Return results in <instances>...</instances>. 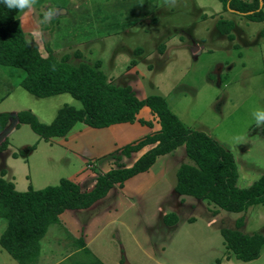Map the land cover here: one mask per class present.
<instances>
[{
  "label": "rangeland",
  "instance_id": "1",
  "mask_svg": "<svg viewBox=\"0 0 264 264\" xmlns=\"http://www.w3.org/2000/svg\"><path fill=\"white\" fill-rule=\"evenodd\" d=\"M19 17L44 56L68 54L91 65L101 60L114 84L131 86L140 98L164 96L188 128L232 151L237 186L248 187L264 175V125L252 117L264 110V21L224 10L219 0H33ZM219 19L234 22L230 33L219 31ZM25 75L23 68L0 64V113L31 110L50 123L65 104L82 108L69 93L28 92L21 86ZM152 114L143 107L139 116L154 127L135 121L94 128L78 122L66 136L50 140L21 123L0 154V174L5 170L20 191L56 185L61 178L90 189L98 174L119 163L111 158L115 150L160 128ZM29 146L35 149L23 153ZM146 149L124 158V164ZM192 162L182 145L91 207L64 211L41 239L37 264L88 261L92 255L106 264H264V247L258 258L243 261L231 256L222 234L223 228H237L240 218L243 232L264 231V204L233 212L178 194L176 171ZM166 213L177 214L178 222L166 224ZM5 227L0 218V235ZM80 237L92 253L81 249L70 256ZM0 264L19 263L0 245Z\"/></svg>",
  "mask_w": 264,
  "mask_h": 264
},
{
  "label": "trees",
  "instance_id": "2",
  "mask_svg": "<svg viewBox=\"0 0 264 264\" xmlns=\"http://www.w3.org/2000/svg\"><path fill=\"white\" fill-rule=\"evenodd\" d=\"M224 10L245 15L252 21H264V0H219ZM21 10L8 9L0 3V64L23 68L26 72L21 86L28 92L48 97L69 93L82 102V108L65 104L50 123L42 122L31 110H21L15 115L16 126L27 123L41 139L66 136L78 123L94 128L117 123L147 124L154 127L152 120L138 117L141 109L149 107L160 124L159 129L129 142L115 150V167L95 177L92 188L87 189L69 178H61L56 185L41 189L30 187L25 191L15 188L14 182L0 174V218L6 227L0 235V245L19 264H37L41 253V239L49 226L61 222L60 215L66 210L91 207L104 198L116 185L142 172L148 171L161 155L174 152L185 145L186 153L193 161L181 164L176 171L175 190L180 195L207 200L217 207L233 212H243L253 205L264 204V175L248 187H239L236 159L232 151L217 139L201 130L188 128L173 112L167 99L160 94H149L140 98L129 85L114 84L102 69L101 60L94 64L76 63L68 54L58 58L52 51L44 56L36 43L24 31ZM217 28L227 34L234 27L232 20L219 19ZM264 35V28L262 31ZM231 37V36H230ZM141 50L140 47L137 49ZM12 113H0V134L10 125ZM9 145L6 136L0 143V154ZM147 148L132 164H124ZM35 149L29 146L23 153ZM179 220L175 213H166L164 221L174 225ZM237 228H223L224 243L232 257L243 261L256 259L264 247V231L249 234ZM77 248L92 253L84 239L77 240ZM70 258V257H69ZM60 264H106L96 255L88 261L71 260Z\"/></svg>",
  "mask_w": 264,
  "mask_h": 264
},
{
  "label": "clouds",
  "instance_id": "3",
  "mask_svg": "<svg viewBox=\"0 0 264 264\" xmlns=\"http://www.w3.org/2000/svg\"><path fill=\"white\" fill-rule=\"evenodd\" d=\"M0 3H3L4 6L8 9H17L23 10L31 8L33 0H0ZM51 16V13H45V19H48ZM252 117L257 126L264 125V110H256L252 113ZM9 136V135H8Z\"/></svg>",
  "mask_w": 264,
  "mask_h": 264
},
{
  "label": "water",
  "instance_id": "4",
  "mask_svg": "<svg viewBox=\"0 0 264 264\" xmlns=\"http://www.w3.org/2000/svg\"><path fill=\"white\" fill-rule=\"evenodd\" d=\"M12 119H14V118H12ZM17 121H18V120H17V117H16V115H15V122H14V124L8 126V127L5 129V131H3V132L0 134V143L3 141V139H4L6 136L9 135V133H11V131H13V130L15 129V126H16ZM127 264H129V263H127Z\"/></svg>",
  "mask_w": 264,
  "mask_h": 264
},
{
  "label": "crops",
  "instance_id": "5",
  "mask_svg": "<svg viewBox=\"0 0 264 264\" xmlns=\"http://www.w3.org/2000/svg\"><path fill=\"white\" fill-rule=\"evenodd\" d=\"M145 107H147V106H145ZM148 108H149V107H148ZM141 110H142V109H141ZM149 110H150V108H149ZM150 111H151V110H150ZM138 116H139V114H138ZM139 117H140V116H139ZM152 117L155 118L154 114H152ZM142 153H143V152H142ZM142 153H141V154H142ZM112 189H113V188H112ZM112 189H111V190H112ZM111 190H110V191H111ZM110 191H109V192H110ZM71 210H72V209H71ZM60 218H61V217H60ZM87 246H88V245H87ZM80 250H81V249H78V248H77V249L74 250L72 253H69V255L71 256V254H75L76 252H80Z\"/></svg>",
  "mask_w": 264,
  "mask_h": 264
}]
</instances>
